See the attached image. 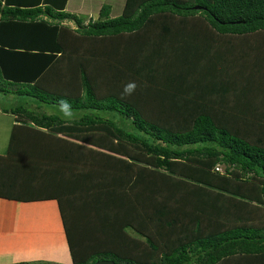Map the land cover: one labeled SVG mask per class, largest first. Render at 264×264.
Here are the masks:
<instances>
[{
    "label": "trees",
    "instance_id": "16d2710c",
    "mask_svg": "<svg viewBox=\"0 0 264 264\" xmlns=\"http://www.w3.org/2000/svg\"><path fill=\"white\" fill-rule=\"evenodd\" d=\"M67 3L0 0V93L33 98L40 93V102L58 105L66 100L75 113L71 119H62L23 105L11 111L2 109L16 117L7 156L2 158L11 159L22 143L27 152L39 154L23 160L29 166L23 170V178L18 174L17 180L13 179L9 168L0 167V198L56 200L73 264L101 260L117 264H219L237 255L264 260V142L254 141L199 108L191 112L192 118L181 122L165 114L148 118L141 104L133 101V105L111 94L99 96L87 70L77 62L82 46L85 50L95 40L123 34L143 35L157 22L163 23L161 31L166 36L173 31L167 22L179 19L186 24L201 17L226 43L231 37L264 33V0H127L122 16L112 19L111 8L103 6L99 19L88 24L67 13ZM64 22H73L76 29L64 26ZM203 34L202 44L205 37L214 42L213 36ZM184 50L186 54L176 61L175 57L166 61L164 80L159 83L164 86L171 81L175 92L196 99L191 109L198 104L219 103L225 112V104L236 102L240 94L231 89L232 84L233 95L225 96L234 61H229L227 69L217 70L214 67L220 60H212L206 47ZM161 53L152 61H161ZM224 56L220 59L226 61ZM63 58H67L64 62L76 61L79 78L76 76L75 84L79 79L81 95L60 92L57 94L62 98H55L47 93L50 91H42L46 90L41 82L44 75L57 62L64 63ZM151 59L141 65L149 69L146 79L154 81L160 74L152 68ZM251 62L255 65L254 59ZM223 71L224 77L220 75ZM241 92L245 97L237 101L247 107L256 92L249 83ZM169 108L179 109L174 104ZM109 114L111 118L103 116ZM252 114H259L261 125L264 105L258 104ZM101 129L106 132L101 133ZM220 164L224 172L217 169ZM106 205L108 216H132L134 222L123 228L128 225L144 237L152 254L161 252L159 262L139 254L136 248L107 242L102 232L93 231L91 217L85 223L90 226L89 238L81 237L86 227L76 228L81 224L75 225L76 219L94 215ZM93 235L98 236L91 239Z\"/></svg>",
    "mask_w": 264,
    "mask_h": 264
},
{
    "label": "rangeland",
    "instance_id": "374dc122",
    "mask_svg": "<svg viewBox=\"0 0 264 264\" xmlns=\"http://www.w3.org/2000/svg\"><path fill=\"white\" fill-rule=\"evenodd\" d=\"M70 4H71L70 9L74 10L75 8L73 7L76 5V1L72 0ZM193 20L197 22L194 24L196 28L190 26L187 28L178 29L177 31L180 32H176L175 28H177L178 24L172 23L171 26L173 27L172 28L173 31L171 33L166 34L165 37L161 36V38L158 37L159 36L158 28L150 27L151 30L150 37L151 38L155 37V38L153 40H151L150 38V41H148V43L150 42L151 44L149 43L143 46L144 49L146 50L144 52L142 51L141 55L144 56V58L152 57L151 59L152 68H154L155 71L160 74L159 77L156 76L154 78V81H152L151 79H146L147 77L146 73L149 71V69L147 70V68L143 67L144 65H141V63L144 61V58L141 60V62H135V61L133 62V70H127L126 68H121V66L125 64V62H128L129 60H131V58L134 57V56L131 57L133 53L131 50V46L133 42H130L126 38L127 36H124L121 39L115 37V39H113L111 43L109 39H105V41H102V43H95V42L91 44L89 43L85 50L83 49L82 46L81 49L82 51L79 53V57L77 58L78 66L81 65L85 67V69L88 72V76L90 77V80L92 82V85L94 86V89L97 92V94H99V96H107L111 94L119 98L123 97L120 99L124 100L127 103L133 104L134 101L137 104H141L142 110L144 111L145 115L148 118L153 119L159 116H163L165 114L171 118H174L175 121L181 122L186 117L189 118L191 112L192 113L194 112L193 110L199 108L200 112L204 110L203 112H207L209 115L213 116L216 120L220 121L221 119L222 122H226V126H233L240 133L242 134L245 133L246 135L249 136V138L253 139L254 141L259 140L264 142V115L261 118L262 123L260 125V122L258 121V119L260 118L259 114H255L254 116L252 114V112L255 111L258 104L264 105V65H263L264 64V33L250 35L247 38L231 37L228 38L230 41L226 43L225 40L219 38L218 35L213 34L207 22H204V20H202L201 17L193 18ZM200 32L201 33L206 32L208 36H213L214 42L212 43L208 42L207 37H205L204 44H202L201 43L202 37H200L201 34ZM160 34H162V31ZM86 41L88 43L87 38ZM116 42L117 45L113 46V48L116 49L112 50L111 49L112 47L110 46H112V44L114 45ZM198 45L204 46L208 49V54L211 56L212 60L215 61L220 60L217 66L214 67L215 69L217 68V70L227 69L226 66L228 67V64H230L229 61L230 60L234 61L233 66L234 65L235 66L233 68H229L228 71V75H230V78L232 79H230V81L225 84L227 88V92L225 96L227 94L229 97L233 95L232 91L230 90V86L233 84L231 89L234 88L233 90H238L240 94L237 96L242 99L245 96L242 97L243 94L241 93L243 92H241V89L244 88V86L249 83L251 89H253L256 92L255 94L256 98L254 97V99L247 107L243 106L244 103L239 104L237 101L239 98H235L236 102L234 101V103L225 104L226 105L225 112H224V107L221 106L219 103H214V105H212L211 103H206L204 107L198 104L197 107H193L191 109V104L196 102V99H193L189 96H185L184 94H181L177 91L175 92L173 89L176 87L174 86V83L171 85V81H169L168 84L166 83L164 86L159 83L164 80L162 75L164 74L165 70H167V65H168V63L166 62L167 60L173 59V57H175L174 58L175 60L176 58L186 54L184 49H192V48L197 49ZM188 46H191L192 48H187ZM102 47H105L104 49L108 52V54L109 53L111 54L112 56L111 59L108 58L107 55L102 58H99V49ZM116 51L120 53L118 57L115 59ZM157 52H162L161 53L162 59L161 61L153 62L152 60L157 55ZM223 55H226L224 56L226 61L220 59V57ZM106 58L108 60H106ZM253 59L255 60V65L251 64L252 63L251 61ZM68 61L71 63V64L70 63L67 64V66L69 65L68 67L62 66L64 70H67V73L65 72L64 75L66 77L65 79L68 80V84L64 82L65 80L64 79L61 81H57L56 83H51V85L49 86L43 85L46 88V90L42 89V91H44L45 93L46 91H50L47 93L52 94L50 95L51 97L53 96L55 98L56 97L62 98L63 95L61 96L60 94H57L60 92L66 95H70L72 93L70 96L81 95L82 93H84L83 88L80 85L79 79L77 84H75L77 80L76 70L78 69V67L75 68L74 66V63H76V61L74 63L72 59ZM174 63L178 64L177 62ZM136 68H138V72L134 73V70H136ZM172 68L169 69L171 73L174 71V68L173 69ZM182 68L186 69L185 67ZM223 73L226 74L224 71L221 72L220 75L222 77H224ZM223 79L224 78H221V81ZM130 82L136 84V88L134 92L131 95H122L123 87ZM164 82H166V80ZM224 82H226V79ZM74 90L76 91L74 92ZM39 95L41 94L37 93L38 98H33L27 96H20L14 93H0V108L1 110L5 109L11 111L23 105L26 108L30 109V111H36L37 113H43L47 115H56L62 119H68L65 118L60 113L58 105L40 102L41 99L39 98ZM58 98L56 100H60ZM179 103L182 105H180ZM173 104L179 109L169 108L170 106H173ZM119 107L121 109L124 108L121 105H119ZM1 112L3 113V111ZM2 113H0V167L9 168V170L11 171L10 174L11 177L17 180L18 178L17 175L19 174L21 178H23V170L29 167L26 166L27 163H25L23 160L26 159L32 160V158L37 156L39 152L36 153L35 150L27 152L25 150V148H27L26 145L22 143L21 147L17 151L19 153L15 154L11 159L2 158L7 156L11 134L14 127L13 125H15L14 124L15 116L13 114L11 113L2 114ZM73 114L75 113L73 112ZM103 116H109L111 118L110 114ZM252 117L254 119H252ZM175 121L173 120V122ZM252 121H255V123H251ZM100 131L101 133L106 132L104 129H101ZM59 136L61 137L62 135ZM16 164L17 166H11ZM217 169H219L220 172H224L225 167L224 165L220 164L218 165ZM1 189L2 186L0 187V190ZM54 201L58 203L56 200ZM34 202H38V201H34ZM26 203H33V202H26ZM106 207H108V205L102 206L103 209L100 208V210L101 209L102 210L101 211L98 210L99 212L95 211L94 215H91L84 219L81 218L76 219L78 221H75L74 223L75 225L76 223H81L76 228L81 227V225H84L86 227L85 231L82 232L83 234L81 237L84 239L89 238V236L87 235V230H88L87 228L90 226L85 223L91 217L90 220H94L95 223L94 227H92L93 231L102 232L100 233L102 236L101 235L100 236L106 238L107 242H116L117 245L124 244L126 248L127 247L136 248L139 254H142L150 259H153L156 262H159L161 257V252H159L158 254L155 253L152 254L151 248H149L148 244L146 243V239H143L144 237H142L141 239L136 234L135 232L136 230H134L131 227H127L128 225H126L123 228V226L126 223H130L133 221L132 216H128L127 218H125L126 216L124 217L108 216L107 214L108 209ZM137 222L138 223L142 222V220ZM62 223L65 230L66 228L63 219H62ZM74 224L72 221L71 227L73 229H74ZM141 225L145 227L144 224ZM95 236L98 235H93L90 238L92 239ZM246 256H250V255H246ZM224 261H226V259ZM22 264H26V263H22ZM219 264H226V262H222V263L220 262Z\"/></svg>",
    "mask_w": 264,
    "mask_h": 264
},
{
    "label": "crops",
    "instance_id": "0c3cea01",
    "mask_svg": "<svg viewBox=\"0 0 264 264\" xmlns=\"http://www.w3.org/2000/svg\"><path fill=\"white\" fill-rule=\"evenodd\" d=\"M75 1L76 5L73 7L75 9L71 10L70 3L72 0H68L66 12L78 16L83 20L84 24H88L90 21H97L103 6H109L111 8L110 17L112 19L118 18L123 15L127 3V0ZM167 23L170 25L172 23H177L178 26L175 30L176 32H180L177 30L181 28L190 26L196 28L194 24L197 22L191 20L183 24L184 22L177 19V21L174 20ZM63 24L71 29H76V25L73 22H64ZM152 27L158 28V37L161 38V36H165L160 34L163 23L157 22L152 24ZM171 28L173 27L171 26ZM150 32L151 30L149 28L143 35L135 36L123 34L117 36L118 39L127 36L126 38L130 42H133L131 46L133 52L131 57H134L128 62H125L121 68L133 70V62H140L144 58L141 52L146 50L143 46L150 43H148L151 38ZM203 33L200 34V37L204 35ZM154 38H151V40ZM106 39H109L111 43L115 37ZM102 41H105V39L95 40V43H102ZM115 45H117V42L110 46L112 50L116 49L113 48ZM104 48L105 47L99 49V58L107 55L108 58L111 59V54H108ZM119 53L120 52L116 51L115 59L118 57ZM149 59V57H145L144 61H148ZM62 60V62H64L67 58H63ZM106 60L108 59L106 58ZM68 63L69 62H60L58 64L57 62V64L44 75L41 80L42 85L49 86L51 83L64 80L66 78L64 73H67V70H64L62 66H67ZM64 82L66 83L68 80L65 79ZM1 111L0 108V113H2ZM2 114H4V112ZM14 124H16V117ZM61 217L58 203L54 200L26 203L0 198V264H38L40 262L50 264H73ZM223 262H226V264H264V260L258 261L256 258L246 255H237Z\"/></svg>",
    "mask_w": 264,
    "mask_h": 264
},
{
    "label": "clouds",
    "instance_id": "9594fccd",
    "mask_svg": "<svg viewBox=\"0 0 264 264\" xmlns=\"http://www.w3.org/2000/svg\"><path fill=\"white\" fill-rule=\"evenodd\" d=\"M136 88V84L133 82L127 83L124 87H123V92L122 95H131L134 90ZM58 107H59V111L60 113L68 119H71L73 116V113L71 111V105L68 103V101L66 100H61L58 102Z\"/></svg>",
    "mask_w": 264,
    "mask_h": 264
},
{
    "label": "water",
    "instance_id": "95a60500",
    "mask_svg": "<svg viewBox=\"0 0 264 264\" xmlns=\"http://www.w3.org/2000/svg\"><path fill=\"white\" fill-rule=\"evenodd\" d=\"M95 264H117L114 261H110V260H101L96 262Z\"/></svg>",
    "mask_w": 264,
    "mask_h": 264
},
{
    "label": "built area",
    "instance_id": "2783aa9c",
    "mask_svg": "<svg viewBox=\"0 0 264 264\" xmlns=\"http://www.w3.org/2000/svg\"><path fill=\"white\" fill-rule=\"evenodd\" d=\"M219 170V169H218Z\"/></svg>",
    "mask_w": 264,
    "mask_h": 264
}]
</instances>
